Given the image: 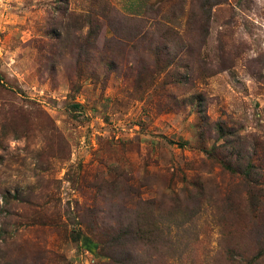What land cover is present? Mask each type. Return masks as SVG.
<instances>
[{"label":"rangeland","instance_id":"obj_1","mask_svg":"<svg viewBox=\"0 0 264 264\" xmlns=\"http://www.w3.org/2000/svg\"><path fill=\"white\" fill-rule=\"evenodd\" d=\"M2 209L0 264L128 229L144 264H264V0H0Z\"/></svg>","mask_w":264,"mask_h":264},{"label":"trees","instance_id":"obj_2","mask_svg":"<svg viewBox=\"0 0 264 264\" xmlns=\"http://www.w3.org/2000/svg\"><path fill=\"white\" fill-rule=\"evenodd\" d=\"M216 129L218 131V139L224 140L225 145L231 146L235 143L233 146H236L241 143L240 136L236 131L226 129L221 123L217 124ZM6 202L8 203L9 201L7 200ZM4 213V209L0 210V215H3ZM143 233V229H140L137 232L128 229L126 233L120 231L118 237H114L108 243L102 244L101 252L109 259V262L107 261L101 264H144V261L140 257L142 241H137V238L143 239ZM132 234L134 237H131Z\"/></svg>","mask_w":264,"mask_h":264}]
</instances>
